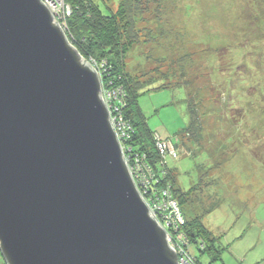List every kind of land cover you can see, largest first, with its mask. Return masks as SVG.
<instances>
[{
  "label": "water",
  "instance_id": "1",
  "mask_svg": "<svg viewBox=\"0 0 264 264\" xmlns=\"http://www.w3.org/2000/svg\"><path fill=\"white\" fill-rule=\"evenodd\" d=\"M5 264H178L139 193L97 70L41 0H0Z\"/></svg>",
  "mask_w": 264,
  "mask_h": 264
},
{
  "label": "rangeland",
  "instance_id": "2",
  "mask_svg": "<svg viewBox=\"0 0 264 264\" xmlns=\"http://www.w3.org/2000/svg\"><path fill=\"white\" fill-rule=\"evenodd\" d=\"M96 1L105 12L119 0ZM136 8L138 38L121 64L145 81L137 101L148 127L175 144L170 161L187 200L173 197L187 217L179 230L200 215L219 250L213 261L201 254V264H264V0H138ZM188 101L198 145L184 136Z\"/></svg>",
  "mask_w": 264,
  "mask_h": 264
},
{
  "label": "trees",
  "instance_id": "3",
  "mask_svg": "<svg viewBox=\"0 0 264 264\" xmlns=\"http://www.w3.org/2000/svg\"><path fill=\"white\" fill-rule=\"evenodd\" d=\"M137 3L138 0H119L115 11L109 9L104 12L96 0H64L68 13L60 24L69 42L97 70L102 96L111 118L121 123L120 132L124 135L120 137V142L125 158L129 166L135 169L136 179L144 182L139 185L143 199L154 210L169 235L182 238L186 249L188 246L189 250L195 248L199 252L198 255L190 252L194 264H201V254L212 255L213 261L219 256V250L205 229L200 215L186 219V228L179 230L181 221L169 201L178 194L181 203L187 200L182 198L185 197L184 192L176 188L173 172L176 168L159 151L158 143L163 138L148 127L138 105V94L145 81L132 77L121 64L128 45L138 38L135 17L141 15V10L136 8ZM191 106L188 101L189 121L184 136L198 145L201 124ZM169 142L175 145L171 140ZM184 214H179L181 219L187 218ZM0 264H5L3 258H0Z\"/></svg>",
  "mask_w": 264,
  "mask_h": 264
},
{
  "label": "built area",
  "instance_id": "4",
  "mask_svg": "<svg viewBox=\"0 0 264 264\" xmlns=\"http://www.w3.org/2000/svg\"><path fill=\"white\" fill-rule=\"evenodd\" d=\"M41 2L44 3V5L54 14V17H55L56 21L59 24H60L61 19L64 18V16L68 13V7L64 4V0H41ZM111 122H112L113 129H114V131H115V133H116V135H117V137L119 139L120 146H121L120 137L124 135L123 132H120L121 131V123L117 122L113 118H111ZM169 144H170V142H165L164 140L161 141L160 143H158L159 151L161 152V154H163L164 156L168 157V159L176 158L177 157L176 150L173 149V147L171 145H169ZM122 150H123V148H122ZM123 153H124V151H123ZM124 157H125V154H124ZM125 161L127 163L129 171L131 173V176L133 177V180H134V182H135V184L137 186V189H138L139 193L142 196V193H141L142 190L139 188V185H143L144 182L143 181H139V179H136V176H135V172L136 171H135V169L133 167L129 166V163H128L126 158H125ZM169 202H170V205H171V208H172L173 212L176 213V215L178 216L179 220L181 221V218L179 216L180 213L177 211V205H176L175 200L173 199V200H170ZM148 207H149V205H148ZM149 210H150L152 216L161 225V223L157 219V216H156L154 210L151 207H149ZM161 227L166 231V229L162 225H161ZM166 233H167L168 242H169L170 246L172 248H174L175 252L177 253L178 264H194V260L190 256V254H187L183 247L180 248L179 246L177 247V245H176V242L177 243H179V242L183 243L182 240H181L182 238H180V237L179 238H177V237L174 238L173 234L171 236V235L168 234L167 231H166Z\"/></svg>",
  "mask_w": 264,
  "mask_h": 264
}]
</instances>
